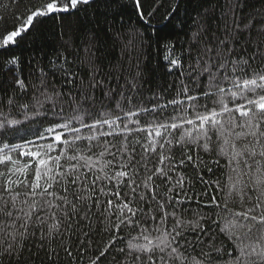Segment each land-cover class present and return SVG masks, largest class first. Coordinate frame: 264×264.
I'll return each mask as SVG.
<instances>
[{
  "label": "snow or ice",
  "instance_id": "snow-or-ice-1",
  "mask_svg": "<svg viewBox=\"0 0 264 264\" xmlns=\"http://www.w3.org/2000/svg\"><path fill=\"white\" fill-rule=\"evenodd\" d=\"M113 5L141 27L160 23L167 70L182 67L183 53L166 35L177 27L176 0H39L0 31L8 105L28 120L50 104L43 114L53 116L36 139L11 143L8 130L22 121L0 112V264H35L33 257L61 264L62 253L78 264L93 250L88 264L107 255L114 264H264V6L217 0L215 28L197 13L188 80L172 98L154 96L149 106L121 92L114 108L97 107V92L109 99L115 92L101 66L86 57L80 63L88 72L78 74L62 52L45 65L39 28ZM29 38L34 51L25 61ZM130 39L143 37L131 29ZM57 74L67 92L49 83ZM128 84L134 92L135 79ZM17 95L32 99L21 103ZM220 158L227 179L205 178ZM197 184L204 185L199 192ZM193 202L200 210L188 218ZM209 222L215 227L206 228ZM34 238L35 252L26 243Z\"/></svg>",
  "mask_w": 264,
  "mask_h": 264
},
{
  "label": "trees",
  "instance_id": "trees-1",
  "mask_svg": "<svg viewBox=\"0 0 264 264\" xmlns=\"http://www.w3.org/2000/svg\"><path fill=\"white\" fill-rule=\"evenodd\" d=\"M123 2L124 0H121V3ZM248 2L250 9L264 6V0H248ZM38 3L39 0H31V3L29 0H23V3L18 5V0H0V16L4 17V22H0V31H3L6 27H12L14 17L23 12L25 6L31 7L32 4ZM176 3L179 4L177 27L175 29L169 28L166 35L175 44L176 54L181 55L183 53V55L181 56L182 67L175 68L171 72L167 70L168 62L164 58L166 52L163 44H158L156 29L160 27V23L153 21L150 26L144 25L141 27L138 25L135 16H131L130 19L127 16H120L115 5L107 11L103 6L98 10L88 8L86 12L69 16L63 21L49 20L39 28L47 42V46L43 47L42 51H37V55L44 57L43 63L47 65L49 58L54 59L57 52H62L72 62V70L78 74L88 72V67L86 64L82 66L81 60L86 57L94 59L103 70L101 74L105 76L109 85L115 89L111 99L97 92V107H100L102 103L105 106L114 108L117 101L121 100L119 95L121 92L125 95H132L137 102H143L149 106L154 102V96H160L162 100L166 101L176 95V88L181 80L186 82L188 80L187 72L190 70V61L187 59L188 42L196 27L193 21L197 18V13L202 15L207 13L209 26L215 28L212 9L216 7L217 0H176ZM216 14H218V9ZM131 29H135L136 33L143 39H136L133 42L130 39ZM148 37H151V39H148ZM36 47L39 49L41 46L37 45ZM33 51L31 38H29L28 41L24 42L22 48L25 61L30 58ZM193 55H195L194 52ZM3 60L4 56L0 55V62ZM23 70L27 74L26 64L23 66ZM181 72H184L185 75L182 76ZM109 73L110 75H108ZM133 79L137 83L134 92L130 91L131 85L128 84V81ZM9 80V76L0 74V83H3L5 88L10 89L11 85L7 83ZM60 81L59 74L49 78L50 84L56 85L62 92H67L70 86H61ZM12 95L11 91L7 96L3 91H0V112L9 114L10 119H19L22 123L15 128H10L5 138L11 143H20L22 138L36 139V133L48 127L49 122L53 119L51 112H48L47 116L43 114L45 109L51 108V105L45 104V109H42L41 115L35 119L24 120L18 107L8 105V100ZM15 98L19 99L21 103L29 102L32 99L31 96L20 97L19 95ZM64 107L67 108L68 106L64 105ZM55 111H60L59 105H57ZM167 111L171 112V108ZM31 115L32 111L30 110L29 116ZM2 118L0 116V119ZM201 155L205 159H210L207 153H201ZM220 161L219 166L213 165L215 175L205 172V178H219L222 181L227 179L226 161L223 158H220ZM203 187L204 185L197 184L194 191L199 192ZM211 194L216 195L218 198L223 195L215 190ZM203 199L207 201L208 197L205 196ZM187 207L189 211L185 215L188 218H193L194 212L200 210L195 202ZM204 211H207V209H204ZM205 227L214 228L215 226L209 222L206 223ZM191 238L192 234H189V239ZM101 239L100 236H94V242L101 241ZM37 242L38 238H34L26 243L35 252ZM119 244L120 241L117 242V245ZM228 246L230 245L226 244V247ZM94 254H97L95 250L86 253L78 264H88V257ZM61 256V264H68L67 258L63 257V253ZM33 259L35 264H41L39 259L35 257ZM5 264H8V262L5 261ZM98 264H114L113 256L107 255L106 259L102 257Z\"/></svg>",
  "mask_w": 264,
  "mask_h": 264
}]
</instances>
